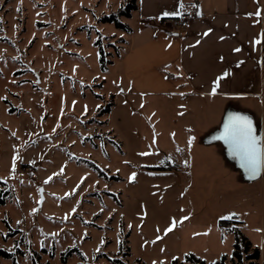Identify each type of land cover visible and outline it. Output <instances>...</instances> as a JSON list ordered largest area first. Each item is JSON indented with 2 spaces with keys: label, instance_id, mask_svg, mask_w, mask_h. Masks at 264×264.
Masks as SVG:
<instances>
[{
  "label": "rangeland",
  "instance_id": "obj_1",
  "mask_svg": "<svg viewBox=\"0 0 264 264\" xmlns=\"http://www.w3.org/2000/svg\"><path fill=\"white\" fill-rule=\"evenodd\" d=\"M124 3L0 0V248L26 264H251L233 256L239 229L264 264V178L195 149L222 125L215 104L130 90L127 30L101 20Z\"/></svg>",
  "mask_w": 264,
  "mask_h": 264
},
{
  "label": "crops",
  "instance_id": "obj_2",
  "mask_svg": "<svg viewBox=\"0 0 264 264\" xmlns=\"http://www.w3.org/2000/svg\"><path fill=\"white\" fill-rule=\"evenodd\" d=\"M136 4L125 17L130 29L121 56L130 90L215 104L220 113L213 118L222 125L206 130L205 146L195 149L216 153L225 162L234 159L241 166L224 141L210 137L220 132L230 112L250 116L257 134L264 133V0H136ZM166 11L186 14L187 26L172 28L168 20L179 16H162ZM256 177L264 178V170ZM0 264L10 263L0 257Z\"/></svg>",
  "mask_w": 264,
  "mask_h": 264
},
{
  "label": "snow or ice",
  "instance_id": "obj_3",
  "mask_svg": "<svg viewBox=\"0 0 264 264\" xmlns=\"http://www.w3.org/2000/svg\"><path fill=\"white\" fill-rule=\"evenodd\" d=\"M180 7L183 9V3H181ZM259 14L258 12L257 15ZM161 15L180 16L182 12L166 11L161 13ZM256 42L259 43L260 40L258 39ZM227 74V72L224 73V75ZM212 91L213 93L216 91V82H214ZM215 138L224 141L228 145L230 154L239 160L241 167L245 169L249 176L259 175L264 170V133L257 134V129L250 116L241 112L228 113L222 129ZM191 139L193 138L190 137L189 142H191ZM174 223L175 221H173Z\"/></svg>",
  "mask_w": 264,
  "mask_h": 264
},
{
  "label": "trees",
  "instance_id": "obj_4",
  "mask_svg": "<svg viewBox=\"0 0 264 264\" xmlns=\"http://www.w3.org/2000/svg\"><path fill=\"white\" fill-rule=\"evenodd\" d=\"M137 4L136 0H125V3L121 5V7L118 9L116 13L111 14H105L101 17V20L103 22H113L116 27L122 28L124 30H129L130 27L127 23L121 20V16L129 17L131 15V12L136 9ZM97 43L99 40L96 41ZM100 48L101 53V68L103 70L107 69L108 63L111 62V60H108L106 57V53L102 46ZM114 105V95H112V101L103 109V112L109 113L112 106ZM90 164L96 168L99 169L97 164L90 161ZM1 201V199H0ZM225 225H228V221H224ZM223 223V224H224ZM43 251H46V249H42ZM19 248H17L15 251H8L5 249L0 248V256H3L5 258H9L12 260V264H20L17 262V255L21 252ZM246 254V258H248L251 262V264H258V260L260 259L261 251L257 247H252L251 242L248 240V238L241 233L239 229L235 230V243H234V250H233V256L234 257H241L242 254ZM32 263L33 264H41L40 263V254L36 251L32 252ZM226 258V255L222 256V260L224 261ZM188 261L191 262V264H206V262L199 257L195 256L194 254H190L186 258ZM209 264H219V261L209 263Z\"/></svg>",
  "mask_w": 264,
  "mask_h": 264
},
{
  "label": "built area",
  "instance_id": "obj_5",
  "mask_svg": "<svg viewBox=\"0 0 264 264\" xmlns=\"http://www.w3.org/2000/svg\"><path fill=\"white\" fill-rule=\"evenodd\" d=\"M172 28L182 29L188 24V16L186 14H182L177 18L168 20Z\"/></svg>",
  "mask_w": 264,
  "mask_h": 264
},
{
  "label": "water",
  "instance_id": "obj_6",
  "mask_svg": "<svg viewBox=\"0 0 264 264\" xmlns=\"http://www.w3.org/2000/svg\"><path fill=\"white\" fill-rule=\"evenodd\" d=\"M242 168H243V167H242ZM243 169H244V168H243ZM244 170H245V169H244ZM262 171H263V170H262ZM262 171L260 172V174L262 173ZM260 174H259V175H260ZM256 176H258V175H256ZM256 176H251V177H256Z\"/></svg>",
  "mask_w": 264,
  "mask_h": 264
}]
</instances>
